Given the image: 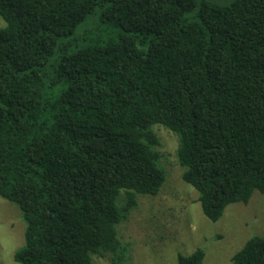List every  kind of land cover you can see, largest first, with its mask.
I'll return each mask as SVG.
<instances>
[{
  "label": "trees",
  "instance_id": "16d2710c",
  "mask_svg": "<svg viewBox=\"0 0 264 264\" xmlns=\"http://www.w3.org/2000/svg\"><path fill=\"white\" fill-rule=\"evenodd\" d=\"M0 17V197L26 224L15 262H123L119 225L167 180L157 125L211 222L264 196V0H0ZM232 263L264 264V237Z\"/></svg>",
  "mask_w": 264,
  "mask_h": 264
},
{
  "label": "rangeland",
  "instance_id": "374dc122",
  "mask_svg": "<svg viewBox=\"0 0 264 264\" xmlns=\"http://www.w3.org/2000/svg\"><path fill=\"white\" fill-rule=\"evenodd\" d=\"M6 23L0 17V29ZM160 145L159 165L167 180L156 196H139V205L118 227L125 249L116 264H178L201 248L204 264H233V256L248 240L264 237V196L254 192L249 203L229 206L217 222L208 220L198 202V192L183 179L177 158L178 136L154 126ZM26 224L20 208L0 197V264H18L15 254L25 245ZM94 264H115L112 257L93 256Z\"/></svg>",
  "mask_w": 264,
  "mask_h": 264
}]
</instances>
